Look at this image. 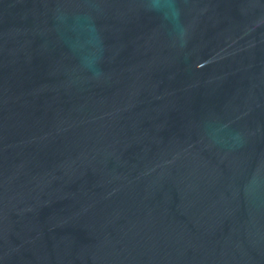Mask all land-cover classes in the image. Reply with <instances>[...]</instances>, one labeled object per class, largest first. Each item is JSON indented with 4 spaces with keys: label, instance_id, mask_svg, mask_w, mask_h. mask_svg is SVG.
<instances>
[{
    "label": "water",
    "instance_id": "1",
    "mask_svg": "<svg viewBox=\"0 0 264 264\" xmlns=\"http://www.w3.org/2000/svg\"><path fill=\"white\" fill-rule=\"evenodd\" d=\"M0 264H264V0H0Z\"/></svg>",
    "mask_w": 264,
    "mask_h": 264
}]
</instances>
